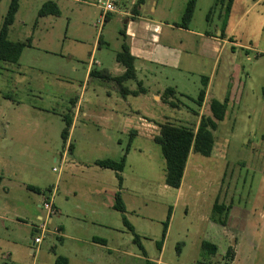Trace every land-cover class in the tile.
<instances>
[{"label":"rangeland","instance_id":"374dc122","mask_svg":"<svg viewBox=\"0 0 264 264\" xmlns=\"http://www.w3.org/2000/svg\"><path fill=\"white\" fill-rule=\"evenodd\" d=\"M46 1L19 0L8 39H29L31 45L17 62L0 60V264H55L59 255L70 256L72 264H264V0H234L229 14L228 0H197L188 28L216 36L223 32L227 40L219 57L200 52L198 34L176 27L188 0H155L148 12L167 24L163 27L171 31L173 43L184 41L187 52L178 66L158 74L157 80L177 85L178 94L168 100L166 88H160L161 103L150 105L161 118L140 119L145 125L140 134L124 125L116 128L119 123L106 126L100 117L104 108L125 112L129 105L116 81L87 71L90 63L96 70L112 69L122 44L125 14L120 10L133 14L135 4L120 0L104 18L98 0H53L61 13L38 16ZM10 2L0 0V30ZM203 76L211 85L199 107L194 100ZM127 85L138 88L132 80ZM75 98L81 107L65 136V116L75 114ZM213 98L228 101L226 116L214 130L212 154L192 150L181 187L168 186L166 160L154 139L158 124L195 127L201 116L212 115ZM123 156L121 172L96 164ZM117 191L124 213L113 207ZM49 200L56 208L48 225L53 232L31 244L39 234L37 215H46ZM216 201L230 206L226 224L215 220ZM95 208L107 211V227L91 224ZM78 225L86 241L58 231L65 227L69 237L76 236ZM93 233L106 244H92L86 236ZM204 241L217 245L215 254Z\"/></svg>","mask_w":264,"mask_h":264},{"label":"trees","instance_id":"16d2710c","mask_svg":"<svg viewBox=\"0 0 264 264\" xmlns=\"http://www.w3.org/2000/svg\"><path fill=\"white\" fill-rule=\"evenodd\" d=\"M146 0H137L133 6V13L140 15L141 10L139 9L140 4L145 3ZM234 0H228L226 4V14H229ZM218 2V1H217ZM217 2L215 6H217ZM197 0H188L186 7L182 16L181 22L178 23L179 26L188 28V25L193 19ZM224 6V5H223ZM20 4L19 0H11L8 11L5 15V19L0 30V60L7 62H17L25 49V47L31 45V40L19 41L8 39V27L14 22L15 15L19 10ZM212 8L209 11V14L212 12ZM61 13L58 4L53 0H48L44 2L39 9L38 16L46 15H59ZM224 36V33H221ZM232 38V37H231ZM116 58L121 62L126 70L123 74L118 76H112L107 70H90L89 74L95 77H100L103 80H114L121 87L122 93L124 95L131 93L137 94L135 91H131L124 82L128 80L136 79V69L134 66L135 57L131 54L129 46L126 42L122 43V49L116 55ZM209 83V77H202V86L198 92L197 98L194 100L197 106L201 107L204 104L207 87ZM142 83H139L141 85ZM145 89H143L144 91ZM165 97L168 100L172 99L175 95L177 96L178 91L175 87L169 86L166 87L164 91ZM185 95V94H181ZM227 101H220L216 98H213L210 102L211 116H201L198 124L193 126H186L182 124H174L172 122H163L160 123V133L154 137L155 141L160 144L162 154L166 160V172H165V181L168 186L173 188H180L183 183V178L185 174V168L187 161L189 159L190 152L194 150L195 152L201 153L204 156H209L212 154V151L215 146V136L214 130L218 128V121L223 120L226 116L227 110ZM72 110V109H71ZM65 120L67 123V128L63 131V134L66 136L68 134V128L72 125L73 119L72 115H66ZM133 141V136L130 137V141L125 154L130 150V145ZM72 150V143L69 145ZM96 164L105 168H110L121 172L125 168L126 156H123L120 161H116L110 158L99 159L96 161ZM122 179L121 176H119ZM122 183V180H121ZM29 189L35 191H40L38 187L28 185ZM116 202L114 208L125 212L126 207L124 201L121 197L120 191L116 192L115 195ZM215 212L217 217L215 220L221 224H226V219L229 213L230 206L226 205L223 202L216 201L214 204ZM172 209L168 211L167 221L164 223V229L162 237L165 238L169 220L171 217ZM224 213L225 217L220 218V214ZM123 221L128 226V228L133 231L135 234L134 241H137L140 248L145 254V249L141 243L139 235L135 232L134 226L130 223L126 215H123ZM104 242V239H101ZM163 240L157 243L158 248L162 249ZM203 246L208 248L210 252L216 253L217 245L214 243L204 241ZM55 264H68V259L64 256H57Z\"/></svg>","mask_w":264,"mask_h":264},{"label":"crops","instance_id":"0c3cea01","mask_svg":"<svg viewBox=\"0 0 264 264\" xmlns=\"http://www.w3.org/2000/svg\"><path fill=\"white\" fill-rule=\"evenodd\" d=\"M136 1L137 0H130L132 4H135ZM154 2L155 0H146L145 3L140 4L139 6V9L141 10L140 15L134 13L128 15L126 13H122V11L120 10L121 15L125 14L124 16L122 15L124 21V27L121 30L122 43L126 42L128 44L131 54L135 57L134 66L136 69V79L132 81H135L138 84V88H135L133 85L131 86L127 85V82L131 80L124 82V84L131 91H135L137 94L128 93L124 95L122 93L121 87L119 86L120 88L118 89L120 91L121 97L123 98L122 100L125 102V107L126 105H129L130 107L127 106L128 110L125 109L124 112L120 108L107 106L108 108L103 109L104 114L100 115L102 119L106 120L105 121L106 126H110L113 123H119L120 126L118 125L116 128L119 129L121 125H124L125 127L131 128L134 134L135 133L140 134L142 129L145 127V125H143V122H141L140 119L142 118L157 119L158 115H160L161 118L162 113L159 114L158 113L159 111H157L150 104L153 102L161 103L158 93L160 94L161 91H163L166 87L169 86H173L177 89V85L169 84V83L166 84L165 81L157 80L158 74L161 72V70H163L166 67L178 66L179 63L182 62V60H184L183 57L184 53L187 52L185 50L186 48L184 47V41L181 39L179 40L178 44L173 43L171 31L170 30L165 31V28L163 27L164 25L167 24L159 22L157 18L152 17L151 14L148 12L154 10L153 7ZM176 27L181 29L183 32L190 34H198L200 36L199 37L201 41L200 52L206 53L210 57L213 56L219 57L221 55L224 46V41L227 40V38H225L224 41L222 40L223 36L221 34V31L219 32L218 36H216L215 34L211 33L209 30L206 29L198 32L196 31L193 32L191 31V28H184L178 25H176ZM228 38L231 39V36ZM97 48L98 49L100 48L99 45L97 46ZM121 49H122V44H121ZM90 70H96L92 68L91 63L89 64L87 71ZM104 70H107V72L110 73L112 76H118L125 72L126 67L116 58L115 63L112 66V69L107 68ZM112 81L114 80H109V82ZM139 83L142 84L139 85ZM210 85H211V81L209 80L207 91ZM160 88L163 90H160ZM143 89L145 90L143 91ZM206 99H207V92L205 97V103H206ZM85 100L87 101V99ZM73 101L74 102L72 103V105L75 103L73 105L75 109V110L73 109V111L75 112V114L72 116L74 122L76 115H78L77 114L78 106L80 105L79 107H81L80 104L81 99L75 98V100ZM131 102H133L134 105H132ZM165 117L166 115H164V118ZM154 123L156 122L154 121ZM28 185L31 184H27L26 185L27 188ZM96 194L97 193L93 191V195L95 196ZM92 212L95 215V218L91 219V224L95 228L103 229L108 226L106 222L103 221V214H106L107 211H103L102 209L97 210L95 208L92 209ZM42 216L43 215L41 213H38L37 219L41 221ZM36 226L37 225H35L34 227ZM82 228H83L82 225H78L76 227L77 229L76 236H70V237L65 233L66 230L65 227L58 228V231H60V235H62L65 238H71L75 241L83 242L86 240H83L84 238H82L83 237ZM86 237H89L91 239L92 244H96V243H101L103 245L106 244L105 238L95 235L94 233ZM101 239H104V242H102ZM64 257L68 259V264H72V260L70 256L65 255Z\"/></svg>","mask_w":264,"mask_h":264},{"label":"built area","instance_id":"2783aa9c","mask_svg":"<svg viewBox=\"0 0 264 264\" xmlns=\"http://www.w3.org/2000/svg\"><path fill=\"white\" fill-rule=\"evenodd\" d=\"M119 1L120 0H98L102 9V17L105 18L109 12L115 11L116 8H118ZM53 170H56V167H53ZM44 208L46 210V215L41 217V223L36 226L35 232L39 234L32 239V244H39L46 234L50 235L53 232L48 228V225L51 223L52 215L56 211L54 202H52V200L45 201Z\"/></svg>","mask_w":264,"mask_h":264},{"label":"water","instance_id":"95a60500","mask_svg":"<svg viewBox=\"0 0 264 264\" xmlns=\"http://www.w3.org/2000/svg\"><path fill=\"white\" fill-rule=\"evenodd\" d=\"M30 243L32 244V240H30Z\"/></svg>","mask_w":264,"mask_h":264}]
</instances>
